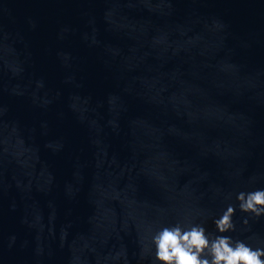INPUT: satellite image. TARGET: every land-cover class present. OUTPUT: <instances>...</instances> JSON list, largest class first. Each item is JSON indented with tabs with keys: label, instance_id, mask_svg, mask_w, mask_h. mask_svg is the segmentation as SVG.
<instances>
[{
	"label": "water",
	"instance_id": "water-1",
	"mask_svg": "<svg viewBox=\"0 0 264 264\" xmlns=\"http://www.w3.org/2000/svg\"><path fill=\"white\" fill-rule=\"evenodd\" d=\"M258 189L264 0H0V264H160L176 224L264 248Z\"/></svg>",
	"mask_w": 264,
	"mask_h": 264
},
{
	"label": "clouds",
	"instance_id": "clouds-1",
	"mask_svg": "<svg viewBox=\"0 0 264 264\" xmlns=\"http://www.w3.org/2000/svg\"><path fill=\"white\" fill-rule=\"evenodd\" d=\"M237 199L241 211L251 212L257 217L264 214V189L240 192ZM234 212V207L229 205L214 221L220 233L234 230ZM210 237L211 234L199 224L188 229L180 224L163 227L152 237L155 259L160 264H264V248L253 249L229 236Z\"/></svg>",
	"mask_w": 264,
	"mask_h": 264
}]
</instances>
